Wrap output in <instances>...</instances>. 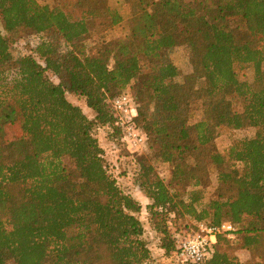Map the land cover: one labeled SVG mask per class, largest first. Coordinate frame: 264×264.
I'll use <instances>...</instances> for the list:
<instances>
[{
    "label": "trees",
    "instance_id": "16d2710c",
    "mask_svg": "<svg viewBox=\"0 0 264 264\" xmlns=\"http://www.w3.org/2000/svg\"><path fill=\"white\" fill-rule=\"evenodd\" d=\"M63 1L82 18L39 0H0V264H153L143 206L109 174L93 135L96 126L121 134L108 99L123 90L140 105L139 130L173 168L165 182L143 165L140 184L161 218L165 255L173 260L176 251L170 224L189 216L238 229L236 240L218 239L204 264H264V0H125L128 14L110 0ZM99 17L110 27L127 22L128 34L90 54ZM26 29L37 39L33 54L14 60L10 47ZM184 45L193 72L178 81L171 53ZM238 66L253 68L252 82ZM67 93L84 97L95 119ZM198 101L201 119L192 123ZM15 124L22 136L10 139L6 127ZM220 128L256 133L222 154ZM213 167L217 195L204 204ZM241 250L250 253L244 262Z\"/></svg>",
    "mask_w": 264,
    "mask_h": 264
},
{
    "label": "rangeland",
    "instance_id": "374dc122",
    "mask_svg": "<svg viewBox=\"0 0 264 264\" xmlns=\"http://www.w3.org/2000/svg\"><path fill=\"white\" fill-rule=\"evenodd\" d=\"M158 1V0H156ZM42 5L58 6L62 9L72 20H79L82 18V10L74 6V2L63 0H39ZM110 6L113 10H117L122 14H128L129 5L125 0H110ZM3 34L6 35L3 25L0 22ZM92 31V37L86 42V48L88 52L93 54L97 51V46L103 41H112L122 39L128 34V24H122L116 27L109 26V19L99 17L90 23ZM54 38V35L51 34ZM36 37L29 29L23 30L16 35L13 45L10 47V53L14 60H19L23 56L33 54ZM171 58L175 65L181 72V77L178 81H182L183 77L193 72V66L191 64V51L187 45L174 49L171 53ZM114 65V61H111L110 66ZM237 74L241 80L252 82L254 79V70L251 66H238L236 68ZM54 83L58 84V80L54 76H50ZM132 91V89H126ZM125 91V90H123ZM123 91L117 92L114 95L121 94ZM68 101L72 104L80 107L84 114L90 119L94 120L96 113L88 108L86 100L80 95L66 94ZM238 107H242V103L238 104ZM140 105H138L139 113ZM193 114L191 118L192 123H196L201 119L202 104L200 101L193 104ZM7 135L10 139L20 138L22 131L18 124L10 125L6 127ZM141 132V131H140ZM256 130L254 128H245L242 130H232L228 128H220L217 132L215 139V148L222 154H228L229 150L239 141L251 138L255 135ZM147 136L146 143L139 147H132L125 139L123 134H113L108 129L96 126L93 129V135L97 138L99 145L104 150V160L107 166L109 174L117 181L120 188L133 196L137 201L142 204V211L138 214V218L142 222L144 227V235L142 240L146 242L152 253L153 264H176L172 260V255H165L164 250H161V234L155 229V224L161 221L158 216H152L147 209V206L151 204L149 198L142 192L141 175L143 173V165L152 167V176L157 175L165 182H168L171 178L172 166L165 163L162 159L161 153L151 143L154 140V136L151 134H145ZM188 156L187 162L194 164L193 158ZM218 171L216 168H211L209 173V179L202 190V203L207 204L210 200L216 197L218 188ZM172 233L176 236H181L186 232L194 231L197 228V222L186 216L181 218L177 224H170ZM224 238V237H223ZM245 251L246 256L250 258L248 250ZM8 264H13L12 262Z\"/></svg>",
    "mask_w": 264,
    "mask_h": 264
},
{
    "label": "built area",
    "instance_id": "2783aa9c",
    "mask_svg": "<svg viewBox=\"0 0 264 264\" xmlns=\"http://www.w3.org/2000/svg\"><path fill=\"white\" fill-rule=\"evenodd\" d=\"M108 105L125 141L134 148L143 146L147 136L137 126L138 104L129 93L125 91L108 99ZM237 232V227L228 221L220 225L198 223L195 231L177 236L173 260L176 264H204L211 257L213 247L220 237L234 241Z\"/></svg>",
    "mask_w": 264,
    "mask_h": 264
},
{
    "label": "crops",
    "instance_id": "0c3cea01",
    "mask_svg": "<svg viewBox=\"0 0 264 264\" xmlns=\"http://www.w3.org/2000/svg\"><path fill=\"white\" fill-rule=\"evenodd\" d=\"M162 250V249H161ZM237 256L240 258V260L241 261H246L247 259H248V255L246 256V253H245V251H239L238 253H237Z\"/></svg>",
    "mask_w": 264,
    "mask_h": 264
}]
</instances>
